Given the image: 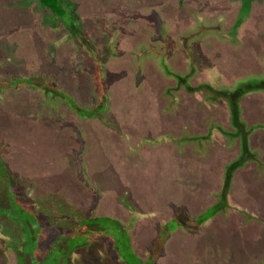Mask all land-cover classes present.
<instances>
[{
	"label": "rangeland",
	"instance_id": "374dc122",
	"mask_svg": "<svg viewBox=\"0 0 264 264\" xmlns=\"http://www.w3.org/2000/svg\"><path fill=\"white\" fill-rule=\"evenodd\" d=\"M243 7L66 0L62 19L29 0H0V143L21 186L81 217L94 202L93 214L124 225L137 214L132 242L147 255L170 220L200 216L228 183L229 202L250 215L176 230L156 264H264V92H236L264 78V0L247 16ZM70 96L80 109L104 104L105 120L78 114ZM243 145L248 157L228 178ZM3 249L0 264H23Z\"/></svg>",
	"mask_w": 264,
	"mask_h": 264
},
{
	"label": "trees",
	"instance_id": "16d2710c",
	"mask_svg": "<svg viewBox=\"0 0 264 264\" xmlns=\"http://www.w3.org/2000/svg\"><path fill=\"white\" fill-rule=\"evenodd\" d=\"M29 1L38 3L43 9L50 11L52 15L58 18L64 19L66 16V0ZM240 1L242 2V7L244 6L242 15L244 16L245 14L247 16L249 14L248 6L250 3H255L258 0ZM246 10L247 12H245ZM242 15L240 14V16ZM24 80L27 81L28 79L22 77L21 81ZM99 81L100 79L96 76L95 87L100 98L101 82ZM29 85L32 89L36 88L32 84ZM261 90L264 92V78H252L244 83V86L237 89L236 92L239 95H245L261 92ZM209 91L213 93L210 98H215V89L212 87ZM103 92L105 93V89ZM217 94L218 98L225 97V93H220V91ZM66 99L74 106L78 114L88 118H97L100 121L105 120L100 118V115L106 109L104 104L94 109H80L72 96ZM231 115L233 125L237 131L243 129L240 128L239 108L232 110ZM247 149V145H243L241 158L234 161L229 170L226 171L228 178L232 177L233 173L244 165L249 153ZM3 153H7V149L4 146V142H1L0 192H4L6 195L9 207L3 208L0 203V245L4 248V253L15 251L18 253L17 256H24L23 264H156L165 254V246L171 233H174L176 230L199 232L202 226L216 216L223 215L226 219L233 212L239 214L245 213L247 216L250 215L246 208L233 206L229 202L228 197L231 189L230 185L226 183L220 196V201L211 208H208L200 216L190 218L178 215L170 220L146 255L145 253H141L132 242L131 231L138 217L137 214L124 225L119 220L93 214L95 202L93 209L90 210L91 212L85 217H81L76 209L64 205L65 203L58 204L37 195L31 197L30 194H33L34 188L30 186L25 189L21 186V179L18 175L13 174L3 161ZM85 186L91 187L88 184ZM17 191L18 193L21 192V198L18 193H15ZM15 194L19 197L16 198ZM14 213L22 218L14 216ZM27 252L29 254L28 258L26 257ZM46 261L48 262L45 263ZM18 263L20 264V262Z\"/></svg>",
	"mask_w": 264,
	"mask_h": 264
}]
</instances>
